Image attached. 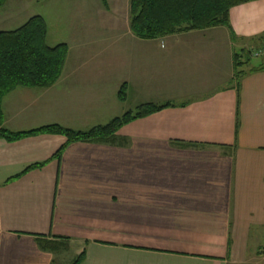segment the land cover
<instances>
[{"label": "crops", "instance_id": "obj_1", "mask_svg": "<svg viewBox=\"0 0 264 264\" xmlns=\"http://www.w3.org/2000/svg\"><path fill=\"white\" fill-rule=\"evenodd\" d=\"M89 2L108 28L60 43V79L7 95L4 128L86 132L174 107L113 141L0 138V264H71L82 251L81 264H264L251 246L264 240V61L245 56L264 46V0L233 7L230 28L156 40L132 33L131 0Z\"/></svg>", "mask_w": 264, "mask_h": 264}, {"label": "trees", "instance_id": "obj_2", "mask_svg": "<svg viewBox=\"0 0 264 264\" xmlns=\"http://www.w3.org/2000/svg\"><path fill=\"white\" fill-rule=\"evenodd\" d=\"M6 1L0 0V9L5 6ZM250 1L256 0H131L130 29L139 39L156 40L191 30L221 26L230 28L231 9ZM47 36L48 26L42 16L32 17L17 30L0 32V138L15 142L40 134H56L65 136L68 144L77 141H113L124 126L174 107L171 103L142 105L114 118L106 125L86 132L73 131L58 125L28 132H11L5 129L2 104L7 95L18 88H50L63 73L69 48L66 44L50 47ZM236 56L238 69L244 57L241 54ZM245 56L250 62V53ZM239 74L236 73L237 78ZM119 100H127L125 86L119 91ZM60 153L61 150L55 157L60 156ZM43 165H33L28 170L41 168ZM84 259L85 251H82L71 264H81Z\"/></svg>", "mask_w": 264, "mask_h": 264}, {"label": "rangeland", "instance_id": "obj_3", "mask_svg": "<svg viewBox=\"0 0 264 264\" xmlns=\"http://www.w3.org/2000/svg\"><path fill=\"white\" fill-rule=\"evenodd\" d=\"M85 1L87 2V0H7L4 10H0V31L16 30L30 18L38 15L43 16L48 24L47 43L50 47L60 43L77 44L86 31L94 29L91 30L92 33H97L95 31L108 28L104 25V21L99 19L98 6L94 5V2L93 7L91 2L85 5ZM10 2L14 10H9V18L6 16L5 8ZM83 16L87 20H83ZM250 62L256 65L261 60L252 59ZM242 70H245V66ZM251 246L253 255L258 252L256 250L264 252V240L253 243ZM73 256L75 255L72 253V258H75Z\"/></svg>", "mask_w": 264, "mask_h": 264}, {"label": "built area", "instance_id": "obj_4", "mask_svg": "<svg viewBox=\"0 0 264 264\" xmlns=\"http://www.w3.org/2000/svg\"><path fill=\"white\" fill-rule=\"evenodd\" d=\"M250 56L253 59H259L264 61V46L252 49L250 52Z\"/></svg>", "mask_w": 264, "mask_h": 264}]
</instances>
